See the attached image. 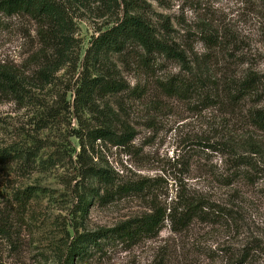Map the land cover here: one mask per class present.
Segmentation results:
<instances>
[{"label": "rangeland", "instance_id": "1", "mask_svg": "<svg viewBox=\"0 0 264 264\" xmlns=\"http://www.w3.org/2000/svg\"><path fill=\"white\" fill-rule=\"evenodd\" d=\"M147 1L151 12L146 16L159 29L166 20L168 38L186 51L193 67L196 59L210 61L213 78L233 82L250 73L264 76V0ZM91 8L73 15L76 56L83 49L80 63L108 20ZM210 35L218 37L211 47ZM41 47L30 17L0 13V67L17 76L24 95L18 101L0 92V147L40 149L36 160L0 166V209L11 205L14 193L33 192L22 244L11 250L0 240V264H62L57 252L75 228L81 233L112 228L150 212V205H170L181 187L208 195L224 213L213 223L195 221L179 233L166 222L154 238L130 248L105 247L85 264H235L246 246L253 249L249 264H264V131L248 121L252 99L228 106L220 93L211 100L215 84L195 89L193 75L177 60L134 46L109 55L112 69L129 88L99 99L96 110L79 116L73 103L80 65L53 73L45 69L42 55L36 57ZM174 79L191 85L184 98L164 90L162 85ZM216 84L221 91L222 81ZM105 110L118 113L136 138L125 147L99 140L93 151L83 152L77 132L98 126ZM227 138L251 141V148L238 153L252 164L245 170L252 182L239 179L233 187L218 182L233 159L222 151ZM88 166L110 170L124 181L149 180L151 188L102 203L96 196L104 194L99 184L85 176ZM82 198L89 203L85 213L79 211Z\"/></svg>", "mask_w": 264, "mask_h": 264}, {"label": "trees", "instance_id": "2", "mask_svg": "<svg viewBox=\"0 0 264 264\" xmlns=\"http://www.w3.org/2000/svg\"><path fill=\"white\" fill-rule=\"evenodd\" d=\"M70 4L75 5L74 10L72 7L70 9ZM92 5L95 6L98 18L108 20L106 27L99 29L98 34L92 37L90 46L85 50L83 61L80 63L79 55L83 49L77 50L76 56L74 52L76 48L78 49L75 39L76 17L73 15L78 10L91 11ZM150 12L147 0H0V13L6 16L26 15L35 22L37 36L42 46L36 57L42 55L46 60L45 69L55 73L70 66L77 69L80 65L73 103L74 113L79 116L96 110L95 106L99 99L102 100L105 96L118 94L129 88L119 78L118 70L112 69L109 55L123 53L131 47L138 46L147 55H163L181 63L193 75L195 89L199 90L200 86L204 88L207 83H211L212 87L215 84L213 87L215 93L210 92L211 100L219 98L220 93L225 94L228 106L252 99L254 106L248 111V121L251 126L264 131V76L250 73L233 82L227 78L224 80L213 78L210 61L201 63L196 59L193 67L186 58V51L176 47V44H172L168 38L170 25L166 20L162 21L159 29L146 16ZM157 17L161 19L162 15L157 14ZM206 42L211 47L218 43V37L210 35ZM219 81H222L221 91L216 84ZM162 86L168 94L180 98H184L191 88L190 84L181 79L171 80ZM20 87L21 83L17 76L5 66H1L0 92L13 96L15 100L23 101L24 95ZM76 136L80 139L81 150L85 152L87 148L93 151L94 144L99 140L117 147L128 146L136 138V133L118 113L105 110L98 126L87 127L85 131L77 132ZM221 144L222 151L233 159L229 163L227 173L218 176V182L224 187H233L239 179L252 182L253 178L248 171H245L251 168L252 164L248 157L238 153L240 150L242 152L251 148L253 146L251 141L240 139L233 141L227 138ZM208 148L220 151L214 146ZM39 150L28 145L18 147L13 144L0 147V166L12 162L26 163L28 160H36ZM85 176L96 180L99 184L104 194L101 196L97 191L96 196L102 203L131 195H142L151 188L149 180L141 178L138 181H124L116 173L100 167H86ZM182 188L184 187L177 191L170 205L161 202L150 205V212L112 228L82 233L75 228L74 235L69 237L66 244L57 252L60 263L85 264L97 253L103 252L105 247H133L143 239L157 236L166 222L171 224L174 233H179L189 229L195 221L213 223L220 213H224V209L211 202L208 195L201 192L191 193L187 188ZM32 197L33 192L30 188L14 193L11 205L0 209V240L6 242L11 250L20 248L22 244V235L27 225L26 208ZM14 204L17 206L15 207ZM80 205L79 211L85 213L89 205L88 201L82 198ZM252 250L249 246L244 247L241 257L235 264H249L253 257ZM233 260L231 259L230 263L234 262Z\"/></svg>", "mask_w": 264, "mask_h": 264}]
</instances>
